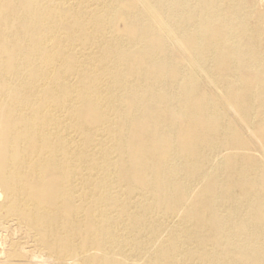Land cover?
<instances>
[{
  "label": "bare ground",
  "instance_id": "bare-ground-1",
  "mask_svg": "<svg viewBox=\"0 0 264 264\" xmlns=\"http://www.w3.org/2000/svg\"><path fill=\"white\" fill-rule=\"evenodd\" d=\"M0 264H264V0H0Z\"/></svg>",
  "mask_w": 264,
  "mask_h": 264
}]
</instances>
